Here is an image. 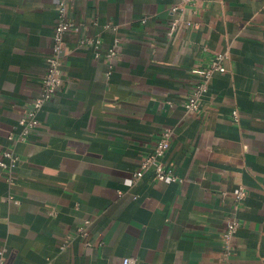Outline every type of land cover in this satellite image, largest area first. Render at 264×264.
Here are the masks:
<instances>
[{"label":"crops","instance_id":"crops-1","mask_svg":"<svg viewBox=\"0 0 264 264\" xmlns=\"http://www.w3.org/2000/svg\"><path fill=\"white\" fill-rule=\"evenodd\" d=\"M64 1L61 83L19 141L59 0H0V159H18L0 166V264H264V0ZM216 53L225 72L190 112L192 70ZM165 128L178 180L129 184Z\"/></svg>","mask_w":264,"mask_h":264},{"label":"built area","instance_id":"built-area-1","mask_svg":"<svg viewBox=\"0 0 264 264\" xmlns=\"http://www.w3.org/2000/svg\"><path fill=\"white\" fill-rule=\"evenodd\" d=\"M183 3H188L192 0H180ZM177 9L176 6L172 8V11ZM58 10V22L54 26L53 32V47L50 56L47 58V69L44 75L39 95L32 100L29 108L26 110L25 114L19 120L21 126V132L18 136L19 141H26L31 133V131L38 125V119L36 114L38 110L41 109L43 104L51 100L58 86L61 83V65H62V53H63V35L65 32L73 29L72 24L66 19V5L64 0H59L57 4ZM175 22H172V29ZM84 43H93L91 40L87 39L83 41ZM98 44V41L95 42ZM119 42L118 39L114 41L112 46L107 51V56L113 58L118 53ZM226 57L225 53H216L211 59L209 65L206 68H197L192 70L194 73L201 75V81L192 88L191 92L187 96L185 102V108L193 113L199 111L200 101L203 94L207 91L208 82L212 74L215 72L223 73L225 72L224 59ZM233 119L238 121V111L233 110ZM172 136V130L170 128H165L161 131L155 146L151 154L145 156L139 168L133 173L131 179H129V184L134 180L140 178L143 172L148 168H152L155 173V178L161 181L171 182L177 181L178 178L173 174L170 168L164 166L162 158L169 147L170 138ZM12 139V136H9ZM3 156L9 159V165L0 159V166L2 167H13L17 162V157L13 156L10 152L4 151ZM234 198L237 202L245 199L247 196V190L244 186L237 187L234 191ZM88 224V221L85 222ZM240 227L238 219L233 216L227 218L225 222L224 229L221 233V240L223 244V250L226 255L230 254L232 247V240ZM82 234H86L85 227L82 226L78 229ZM66 243V242H65ZM65 244L61 246L64 248ZM1 258V257H0ZM123 264H131V260L126 258L123 260Z\"/></svg>","mask_w":264,"mask_h":264}]
</instances>
